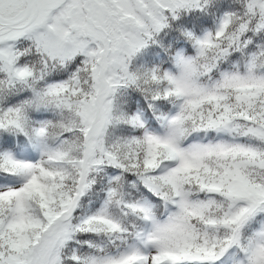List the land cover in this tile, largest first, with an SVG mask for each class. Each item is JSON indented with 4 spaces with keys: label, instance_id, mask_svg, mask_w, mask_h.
<instances>
[{
    "label": "snow or ice",
    "instance_id": "obj_1",
    "mask_svg": "<svg viewBox=\"0 0 264 264\" xmlns=\"http://www.w3.org/2000/svg\"><path fill=\"white\" fill-rule=\"evenodd\" d=\"M0 264H264V0H0Z\"/></svg>",
    "mask_w": 264,
    "mask_h": 264
}]
</instances>
